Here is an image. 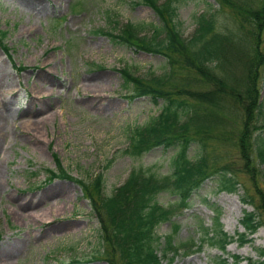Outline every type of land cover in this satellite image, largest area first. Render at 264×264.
<instances>
[{
  "label": "rangeland",
  "instance_id": "1",
  "mask_svg": "<svg viewBox=\"0 0 264 264\" xmlns=\"http://www.w3.org/2000/svg\"><path fill=\"white\" fill-rule=\"evenodd\" d=\"M216 8L221 29L233 37L235 49L227 54L232 60L246 51V43L240 20L230 9L215 0H184L175 21L188 37L193 16ZM127 22L149 28L159 25L160 18L139 0H0V264H107L100 256L97 219L79 185L66 178L47 180L46 168L58 171L56 159L75 178L89 181L101 174L107 194L132 167L169 171L170 148L155 147L141 156L123 151L134 127L156 116L162 101L128 98L131 89L119 69L128 66L134 74L147 76L166 66L165 57L100 32L116 33ZM260 48L264 50V29ZM232 66L226 64L218 72L227 73ZM258 86L262 107L256 124H261L264 66ZM231 116L226 128L217 130L224 140L212 144L220 162L240 168L242 159L231 137L236 138L241 127L239 110ZM195 153L193 144L188 155ZM236 176L241 185L233 193L218 192L216 181L207 179L188 208L158 225L156 233L171 234L178 243L197 240L199 224L210 226L214 209L228 234L244 231L242 214L252 207L241 196L247 193L257 201V195L249 174L240 171ZM256 180L263 188L259 175ZM170 199L166 193L157 197L162 204ZM261 219L264 223L263 213ZM248 238L242 245L231 242L223 255L205 245L162 264H216L219 255L231 264L235 254L243 259L239 264H247V257L258 259L256 250L264 249V225Z\"/></svg>",
  "mask_w": 264,
  "mask_h": 264
},
{
  "label": "trees",
  "instance_id": "2",
  "mask_svg": "<svg viewBox=\"0 0 264 264\" xmlns=\"http://www.w3.org/2000/svg\"><path fill=\"white\" fill-rule=\"evenodd\" d=\"M183 1L139 0L155 11L159 25L150 24L148 28L144 23L127 22L116 33L100 31L118 43L166 59V66L159 74L137 75L128 66L119 70L124 85L131 89L128 98L149 97L155 104L162 101L156 116L134 127L123 151L141 156L155 147L170 148L173 154L169 171L159 174L150 168L132 167L125 180L107 194L101 174L89 181L75 178L62 168L58 159V171L45 169L48 181L66 178L81 188L97 219L100 256L107 264H162L164 259L170 263L177 254H190L205 245L223 255L231 242L247 243L248 236L264 225L261 219L264 187L256 180L259 175L264 184V121L256 124L262 107L258 80L260 67L264 66V50L260 48L264 0H215L219 7L230 9L240 20L239 31L244 36L246 51L232 60L227 54L235 49L233 37L221 29L216 15L219 9L196 13L194 29L185 37L175 21L178 4ZM232 63L235 68L232 66L224 74L218 72ZM236 109L241 127L237 137H231L236 139L242 159L240 168L220 162L217 148L212 144L213 140H224L222 132L217 130L229 124ZM257 130L262 133L256 134ZM227 133L231 132L227 130ZM193 144L196 153L189 156ZM240 171L250 175L257 195V201L247 193L241 196L244 204L252 207L251 211H243L244 231L228 234L219 221V210L214 209L211 225L199 224L198 241L178 243L171 234L156 233L158 225L171 221L188 208L193 193L207 179L216 181L218 192H236L241 185L236 176ZM162 193L171 197L166 204L157 200ZM172 226L174 230L178 228L174 222ZM256 251L258 259L247 257V264H264V249ZM222 255L215 260L216 264H228L227 257ZM230 257L231 264L243 260L237 254Z\"/></svg>",
  "mask_w": 264,
  "mask_h": 264
}]
</instances>
